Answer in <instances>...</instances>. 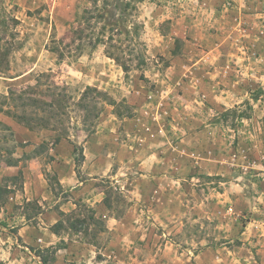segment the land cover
<instances>
[{
    "label": "rangeland",
    "instance_id": "rangeland-1",
    "mask_svg": "<svg viewBox=\"0 0 264 264\" xmlns=\"http://www.w3.org/2000/svg\"><path fill=\"white\" fill-rule=\"evenodd\" d=\"M86 5L0 0V264H264V0L146 1L127 72Z\"/></svg>",
    "mask_w": 264,
    "mask_h": 264
},
{
    "label": "trees",
    "instance_id": "trees-1",
    "mask_svg": "<svg viewBox=\"0 0 264 264\" xmlns=\"http://www.w3.org/2000/svg\"><path fill=\"white\" fill-rule=\"evenodd\" d=\"M146 1L155 2L87 0V5L75 14L69 26L72 40H77L79 49L85 44L92 48L104 46L106 56L127 72L131 61L144 57L140 35L144 27L141 10Z\"/></svg>",
    "mask_w": 264,
    "mask_h": 264
}]
</instances>
